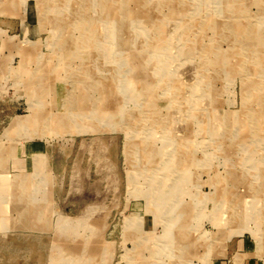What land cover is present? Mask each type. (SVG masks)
Returning <instances> with one entry per match:
<instances>
[{
    "label": "rangeland",
    "instance_id": "374dc122",
    "mask_svg": "<svg viewBox=\"0 0 264 264\" xmlns=\"http://www.w3.org/2000/svg\"><path fill=\"white\" fill-rule=\"evenodd\" d=\"M263 243L264 0H0V264Z\"/></svg>",
    "mask_w": 264,
    "mask_h": 264
},
{
    "label": "bare ground",
    "instance_id": "6f19581e",
    "mask_svg": "<svg viewBox=\"0 0 264 264\" xmlns=\"http://www.w3.org/2000/svg\"><path fill=\"white\" fill-rule=\"evenodd\" d=\"M74 6H75V5H74ZM53 16H54V15H53ZM62 17H63V16H62ZM94 20H95V19H94ZM96 20H97V19H96ZM99 22H100V21H99ZM130 27H131V26H130ZM80 28H81V27H80ZM87 28H88V27H87ZM124 28H125V27H124ZM84 30H85V29H84ZM85 31H86V30H85ZM102 32H104V31H102ZM87 33H88V32H87ZM97 33H98V32H97ZM97 33H96V34H97ZM104 33H105V32H104ZM85 34H86V33H85ZM90 34H92V33H90ZM98 34H99V33H98ZM110 35H111V34H110ZM80 36H81V35H80ZM84 37H85V36H84ZM131 43H132V42H131ZM96 44H99V43H96ZM96 44H95V45H96ZM92 46H93V45H92ZM98 48H99V47H98ZM97 50H98V49H97ZM244 61H245V60H244ZM253 167H254V166H253ZM253 167H252V168H253ZM253 169H254V168H253ZM263 244H264V243H263Z\"/></svg>",
    "mask_w": 264,
    "mask_h": 264
}]
</instances>
